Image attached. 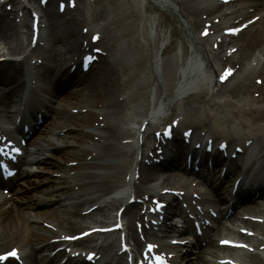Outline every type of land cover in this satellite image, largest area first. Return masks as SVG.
I'll return each instance as SVG.
<instances>
[{
    "label": "bare ground",
    "instance_id": "obj_1",
    "mask_svg": "<svg viewBox=\"0 0 264 264\" xmlns=\"http://www.w3.org/2000/svg\"><path fill=\"white\" fill-rule=\"evenodd\" d=\"M14 1H16V4H20L19 6L25 9L22 0H0V108L7 113H9V107L13 103H16L18 94H20L25 88L27 78H31V72H29L30 57L25 56L19 60L12 59L13 57H19L24 53V49H26L27 47L25 46V42L23 41L24 35H26V37H29L28 44L30 43L31 33L29 32V28L27 27L26 23H23L22 25L14 28H7V25L2 24V19L6 15V6L13 4ZM51 1L52 0H49L48 4L40 7L41 12L43 13V17L47 18V20L50 22L48 28L50 45L47 49V55H41V50H44V48L41 47L39 43H37L36 47L33 49L34 55L41 56V62L38 63L36 60V62L34 63V67L35 69H37L36 73L34 74V79L37 82L43 83V85L47 87L46 89H49V92L52 94H55L60 88H64L66 84L70 85L71 88L68 91L66 90L65 93L68 96L67 100L69 99L70 101L74 99V105H68L73 106L70 107V109H75L72 111H76V114L69 111L70 109L66 110L65 108L47 111L48 113H52L53 115H55L57 119L51 120L46 127L43 126V131H48V128L50 130L51 128H54L58 125V127L53 129V131L64 130L63 137L65 138L64 144L66 145V147L60 148L56 143L51 141L46 145L47 148H50L49 155L47 156L44 155V151H42L43 147L40 146V142L37 141V157H35L34 161L31 164L35 163L39 166L45 165L46 167H40L41 170H46V173H48V179L50 178L49 174L53 173L51 171L53 168L63 170L64 172L83 169V173L77 172L75 176L72 177V180L77 182L76 185H79L80 188L85 189V191L79 193L78 191L74 192V189H71L69 186H67L66 184L68 182L67 180H65V173H62L63 175H61L60 177L54 176L52 178L57 183L54 186H50V188H52L51 197L46 200L43 199L42 201H37L36 199H34L37 198V196L43 198V196L39 194H43L41 183L44 178L43 180L38 179L37 176L39 175V173L33 174L31 173V171H22L16 175V178L14 180L12 179V181L9 180L7 182L4 181L6 182V185L4 187V182H0V191L3 188L5 189V187L12 189L11 192H8L7 196H5L3 192L0 193V251L4 250L8 246H11L10 248L13 249H16L17 247V250L19 248L22 254L20 258L23 261V264H60V260L65 255V250H61L59 249V247L63 246L66 243V241L64 240H53L51 239L52 236L46 235L47 231H45L37 223L38 218L29 216L25 209L28 208L33 211V209H35H32L33 206L55 207L57 206V204H60V202H58L59 200L64 202V200L69 198L73 202L69 207H67L68 209L66 208L62 211V213L58 214L48 212L46 211L48 209H45L43 213L37 211L36 212L38 215L43 214L44 216H46V219L44 221L50 223V221L53 222V220H55L57 222V227L61 230L66 231V234L68 235L70 233L75 234V230L83 228V224H86L88 222L98 227L99 224L104 222L103 220H100L98 218L105 215V209H111L108 208V205L106 204L98 205V196L94 194L96 192L105 193L110 185L118 183V174L123 173V169L131 167V160H129L128 158L131 159L134 154V151L131 148L126 150L123 146V143H125V141L122 138L127 134V131L123 130L122 126L120 125L124 121V117L123 115L121 116L120 113L123 112V110L126 108V103H124L122 98L120 99V96L117 93V91L121 89L117 87H120V80L118 71L114 67L116 64H114L113 66V63L107 57L108 51L105 49L106 54L104 53L98 56L99 66H101L100 68L102 69L101 74H87L88 76H86L85 74L81 73V75L80 73H77V68L69 70V67L65 66V63L63 62L64 58L61 57V53L59 52V50H63L65 54H72L74 56H77L83 48L81 42L78 41L81 34L75 27L77 23L76 19L72 17L61 20L60 14L52 9ZM198 1L203 4L210 2V0H204L202 2L200 0ZM239 1L236 2L237 4L235 3V6L238 5ZM245 1H249L250 3L247 6L239 4L238 8L239 16H242V22H245L244 18H250L252 15L256 14V12L264 11V0ZM178 6L179 5H177V7ZM216 12L217 11L214 8L207 7V9L202 12V15L210 17L213 14L216 15ZM91 17L88 19V21H90ZM258 24H260V22H258ZM95 26H97V24ZM218 27V24L210 22L209 28L207 27V30L215 31L214 29H218ZM249 28L250 29L248 30V34L250 38L241 42L240 46L238 45L240 47L239 53L235 44H229L226 47L227 50H230V53L232 54L231 56L224 55V57L217 58L218 55L213 54L212 52H206L207 55L204 57L208 61L209 69L211 70L210 74L212 75V78L213 74H215V78L217 79L216 82H214L212 79L214 88H217L221 85V83H223L219 81V79L222 77V75L220 74L221 69L219 68V65L220 67L228 69V72L229 70H234V74L232 75V77H230V79L228 78L229 80L225 83L226 87L227 85H230L228 84V82H230V80L235 77V74L239 73L241 67L239 61L242 60L241 51H252L256 47H261L260 41L258 42V40L260 39V30L255 27ZM20 29H25L26 33L23 31L20 32ZM95 29H98V27H96ZM41 34L42 33L40 32L39 37L41 36ZM209 36L208 42L209 39L212 38L211 35ZM205 41H207V39ZM99 42L102 45V41ZM233 46H235V50H232L234 48ZM109 48H111V45L109 46ZM221 48H224V45L220 44L219 42V44L217 43L214 47H212V50L213 52H217ZM236 54L239 61L234 60V55ZM255 58L256 60L259 59L258 67H260V69L257 70V68H249L250 75L247 78H243L238 81L239 84L235 89V92H237V96H233L239 97V100L234 101L235 103L233 108L235 109V112L231 113V110H226V116L229 115L228 119H226V122L225 114H218L216 116V113L213 111V109L209 108V114L211 113L210 118L213 121L212 123H214L216 128L218 130H221L222 132L224 131L223 128H225L223 127V123L228 124L227 128L229 129V133H224L222 137L218 134L212 133L209 134V136L211 137H208V139H211L212 137H215V139L225 137L227 138L229 148L238 146L234 143L235 139H238V142H240V139H243V137H237L236 134L246 133L244 134L245 137L250 135L256 136L254 138H258L260 136L264 139V108L261 109V106L258 105L259 102H264V83L262 84L261 88H255L257 91L256 93H258L257 98H255V96L253 95L252 97L254 99H250V97H248L253 86L250 82L260 79L261 67H264V56H262L261 58L256 56ZM262 78L264 80V76ZM233 80L236 81L238 80V78L235 77V79ZM247 83L249 85H247ZM35 84L37 83L35 82ZM185 85L186 87L182 89L183 92L181 91V93L179 94H187L186 96L193 94L194 92L192 90H189L187 92L186 89L188 88V85ZM222 88L223 85L220 86L221 90ZM33 89H37L41 93V90H39L38 88L33 87ZM179 91L180 89L177 86L176 93ZM226 92L231 94L234 91L227 90ZM29 93H31L30 89ZM257 105L260 107H258ZM32 106V108L35 110V113H32L30 111L26 116H20V122H25L28 126L37 124L38 120L41 121V119L39 118L40 115L38 114L41 113L40 109H42V107H35L36 103H34ZM100 111L104 113L106 111L109 112H106L105 115L102 116V113H100ZM259 111L261 112V115ZM43 117L41 116L42 121L44 120ZM175 118L180 123L181 120L184 121V118H181V116L178 114H175ZM151 119L152 118L147 119L143 123L149 130L152 126ZM85 128H94L97 130V132H99V134H92L90 131H85ZM174 131V136L176 139H173L171 141L172 143H168L170 145L169 149H166V151H164V153L162 154V156L164 155L166 157L161 161L164 167L163 171H155L144 161H142L141 164L138 165L139 178L136 181V186L139 187V191L138 189L136 190L137 197L139 196L142 199L146 198L149 195L150 190L152 192H155V194H159L160 198H163V195L160 194V192L156 193L157 191L151 190L150 187H144L148 186L149 183L155 180L159 181V185L163 186L165 189H172L173 186H175V189L177 187H189L186 182L180 180L178 173H176L174 168L178 165L183 164V162L180 161L181 155L182 159L184 160L183 156L186 153H196L197 150H194L192 147L186 146L185 140L189 139V133H185V135L182 134L181 132H179L177 125L175 126ZM144 136L147 140H150L149 131H146ZM193 137L199 140L203 137V135H196L195 132H192L190 138ZM260 137L259 140H261ZM56 139L57 138L54 137L53 140L55 141ZM68 142L71 143L72 147L67 145L69 144ZM90 142L92 143L90 148L82 147L83 145L89 144ZM214 142H216V144L218 143L217 141ZM33 143L35 142L33 141ZM254 145L255 143L252 141V144H250L249 146L244 145L243 147L247 149L248 147H254ZM69 148H71L69 151L66 150V152H64L63 149ZM248 150H250V148ZM260 153L261 152L259 151L258 154ZM216 154L220 156L219 152H216ZM56 156H58V158H55ZM141 156L142 155L140 154L139 157ZM191 157L193 159L195 157V154L192 153ZM209 157L210 156H206L203 154L200 155L199 160L200 162L206 164L208 160L212 161V159H210ZM114 160H116V162H113ZM100 161H103V163H101ZM70 162L74 164L69 165L68 163ZM212 162H215V164L213 165V169L215 170L218 167L217 165L219 164V161L213 160ZM185 163L187 164V158H185ZM199 167L203 168L202 165H199ZM12 170H15V168H12L11 171ZM107 173L114 174L110 175ZM52 175L53 174H51V176ZM209 176L210 174H206V177ZM95 179H100V181L97 183L95 182ZM66 194L67 196L64 199V196ZM56 200L58 201L56 202ZM178 201L179 200L176 196L172 197V203L170 202L171 204L169 208H166L167 216L183 214L185 212V209L180 205ZM209 202V204L211 205H213L214 203L212 202V200H210ZM137 204L138 203H135L134 205L124 206L123 202L120 199L115 200L112 204V207H116V214L118 213L119 209L124 208L122 215L120 217L115 215L114 222L112 224L106 226L102 225L103 227H111L113 225L121 224L122 227V223L125 222V225L126 223H128L129 225H126V236L130 241H134V246L136 248L140 245V242L136 238L138 230L135 228L134 223L135 221L141 223L142 218L144 217V215L141 214L142 208L140 206H137ZM16 205H18L19 208ZM151 207H153V205ZM243 210L253 211L255 210V207L246 205ZM66 213L68 214V217H62L63 220L59 221V218H61V216L59 215H66ZM237 215L238 214H236L232 220H229L231 226L227 225L225 222H222L220 224L215 223L218 224V226L216 230L211 234V236H207L209 238L207 240L205 249H203L205 251H200V256L196 261H191L192 259L190 256L185 264H208L206 262L207 258L205 256H202V253L208 252V254H210L211 257L214 258V256L218 252H225L223 249L216 246L215 237L219 235H233L234 237H241L236 233L235 227L232 226L235 222L239 221L241 224L250 228L259 227V225L251 224L243 220H238ZM205 217L211 219L209 213H206ZM143 230L144 229H141V231ZM121 231H123V229ZM115 233L116 231H112L108 233V235H112ZM94 234V236L89 237L85 235L83 239L69 244L68 247H87L95 240L98 235V233ZM102 236L104 235L101 234V237ZM110 247L111 246L106 242V239H104L103 243H97V245L94 246V248L91 249L89 253L94 252L95 256L102 257V255L107 253ZM56 248L57 250L54 253L53 251ZM251 263L258 264L256 261H252ZM5 264L15 263L12 261L6 262ZM63 264L87 263L83 260L73 261L68 258Z\"/></svg>",
    "mask_w": 264,
    "mask_h": 264
},
{
    "label": "rangeland",
    "instance_id": "obj_2",
    "mask_svg": "<svg viewBox=\"0 0 264 264\" xmlns=\"http://www.w3.org/2000/svg\"><path fill=\"white\" fill-rule=\"evenodd\" d=\"M174 1H176L180 5V10L178 11L181 12L185 17L184 25L181 23V18L178 16H174L168 10L164 9L166 7L160 5V8H157L148 0H146L145 3H143L142 0H97V2L95 1V3H90L91 5H88L86 0H80L78 8L73 12L77 21L75 27L78 32H80V29L82 27L86 26L90 28L95 27L96 24L103 26L100 30V32L102 31L103 34L102 43L104 42V44L102 46L108 51L107 57L113 63V66L114 64H116L114 67L118 71L120 80V87H117L121 89L117 91V93L120 96V99L122 98L124 103H126V108L123 110V112L120 113V115H123L124 117V121L120 125L122 126L123 130L127 131V134L122 138L125 141V143H123V146L126 150L130 148L132 149L131 144L128 142H130L131 139H135L136 129H138L139 126L142 125L143 121L150 119L149 113L153 108V105L158 104L160 99L166 101L167 104L171 99L173 102V98L175 96V88L178 83L187 84V92L189 90H192L194 93L186 99H175L177 101L173 104L171 102L172 105L168 104L167 110L164 113V117H156L151 119L152 126L149 130L150 134H152L150 135L151 138L153 137L154 131H161L165 124H172V122L175 120V114H180L184 116V121L181 120V123L178 127L180 131L191 127L196 133L205 131L208 134L215 133L220 135L221 137L224 133H229V130L227 128L228 124L223 123V127H225L223 128V132L216 128L215 124L212 123L213 121L210 118L211 113L209 114V108L213 109L214 112L220 114H225L223 112L225 110H231V113L235 112V109L233 108L235 103L234 101L239 100V97H235L237 96V92H235V89L239 84L238 81L243 78H247L250 75L249 68H257V70L260 69V67H258V62L254 61V57L258 56L260 53L261 56L264 53H262V48H264V11L256 12V14H254L255 16L258 15L256 16V19L257 17H259V20L250 26L260 30V39L258 40V42L260 41L261 47H256L252 51H241V61H239L237 54L234 55V60L239 61L241 66L239 73L235 74V77H237L238 80L235 81L233 80L235 79V77L232 78L230 82H228V84L230 85H227L225 87L224 83L223 88L221 90V85L218 86L216 89H213V78L210 74L211 70L209 69L208 62L202 60L204 64L198 62L193 63L192 60V57L194 55L192 54V48L196 51L197 54L200 53L201 56L204 55L202 54V49H205L208 52H212L213 54L218 55L217 58H220L225 55V50L223 48H221L217 52H213V50L210 51V45L212 40L209 39L208 42V39L205 38V40L207 39V41L203 39L202 41H199L197 40V37L199 38V36H197L196 34L197 31L201 29L202 24L207 20H211L214 15L213 14L210 17L208 16L205 19V17H201L202 12L205 11V8L207 7L216 9L218 7L217 2L215 3L214 1H210L207 5L204 6V4L197 3V0ZM235 8H238V6L218 8L217 11L221 12L222 14H225L224 12H226V10H235ZM85 13H87V15H85ZM238 14L239 13L236 12L231 16V18H222L218 29H221L225 25V23H232V21L237 19L236 17L238 16ZM224 16H227V14ZM15 17L16 15L13 14V18ZM90 17L91 19L90 21H88ZM29 22L30 19L26 18L25 23L27 24L28 28ZM258 22H260V24H258ZM249 29L250 28L246 29L240 34L239 37H236L234 39L221 38L218 35L217 30L215 31L219 40L218 42H222V40H227L228 42L229 40L231 41L229 43H221L224 45V48L225 45L235 44L238 47L239 53V46L241 45V42L250 38L248 34ZM19 31H23L26 33L25 29H20ZM48 34V30L44 31L42 42L44 44V50H41V55H47V49L50 45V38L48 37ZM23 41L25 42V44L28 43L29 37H26V35H24ZM213 43H215V40L213 41ZM110 45L111 48H109ZM14 58L16 57H13L12 59ZM100 67L101 66H98V70L100 69ZM220 68L222 69V67ZM263 76L264 67L262 66L260 76L261 80L263 79ZM250 83L251 85H253L251 88L250 95L248 96L251 99L253 98L252 95H258V93H256L257 91L255 88H261L263 83L259 85L256 80ZM247 85L249 84L247 83ZM64 88L65 89H63L59 94V104H57V106H54V109L69 106L68 104L74 105L75 103L74 99L70 101L69 99L67 100L68 96L65 93L66 90L68 91L71 88V86L66 84ZM227 90L234 92L231 93V95L226 92ZM212 103L213 105H210ZM258 105L261 106V109L264 108V102H259ZM106 112L108 113L109 111ZM100 113H102V116L105 115L104 112L100 111ZM259 113L261 115L260 111ZM228 116H226L225 114V122L226 119H228ZM53 119L57 118L52 115L50 119L46 120V122L49 123ZM84 130L89 131V128H85ZM90 131L92 132V134L97 133L94 128H90ZM244 134L246 133L237 134V137H243V139H245ZM249 136L250 135L246 137ZM252 137L254 138L256 136ZM259 137L254 138L257 139V149L256 147H254L253 151L254 153L256 152L255 154H258L259 151L264 154V143L262 141V137H260L261 140H259ZM89 146H91V144H85L82 147L90 148ZM128 159L130 160V158ZM100 162L103 163V161ZM113 162H116V160H114ZM41 167L43 168V166ZM37 171V173H39L37 178L40 180H43L44 178L43 183H41V189L43 191L44 198H47L51 195V180L48 179V173H46V170L39 169ZM77 171L83 173V169L69 172ZM123 171L126 172L127 170L123 169L122 172ZM124 172L118 174V178L120 180H122ZM107 174L113 175L114 173ZM99 181L100 179H95V182L98 183ZM73 182L74 181L71 182L70 180H68L69 185H71L70 188L74 189V192H77L76 188L80 186H74ZM116 185L117 184L110 185V187L108 188V190L105 191V193L96 192L94 194L98 196V204H101L103 201H106V205H108V208L111 209H105V215L98 218L105 222H110L113 219L116 210V207H112L114 201L110 200L109 198L110 192L113 191ZM144 187L149 188V186ZM137 189L139 191V187H133L134 193ZM81 190L82 189H79L78 192L83 191ZM157 190L159 191L160 188H158ZM259 205L261 206H258V208H255V210L248 212L253 215H260L264 217V208L262 206L263 204ZM16 206L18 207V205ZM50 208L51 209L47 208L48 210L46 211L58 214L62 213L63 211V206L59 204L55 207ZM25 211H27V214L31 217L33 216L41 218V220H39L40 224L38 223L39 226L42 225L43 220L46 219V216H44L43 214H37V212L43 213V208H40L34 214L32 213L34 211H30V209L28 208L25 209ZM60 216L61 218H59V221H62V217L67 218L68 214L66 213V215ZM50 223L57 224L55 220H53V222L50 221ZM92 225L93 224H90L89 222L84 224L85 227H91ZM78 230H75L74 232ZM103 237L112 241L114 244L113 249L108 250L107 253L104 255V259L109 261L111 264H117V256H114L118 245V241L116 239L117 236L112 235ZM90 245L91 244H89L88 246ZM202 248L200 247V250H202ZM196 252H198V254L200 253L199 250H196ZM238 255L241 259H243V264H251V261H257L258 259H260L261 264H264L263 253L257 254L240 251ZM207 257L210 256L207 254ZM191 259L192 261L196 260L193 255ZM207 262L208 264H213V262H211L210 260Z\"/></svg>",
    "mask_w": 264,
    "mask_h": 264
}]
</instances>
